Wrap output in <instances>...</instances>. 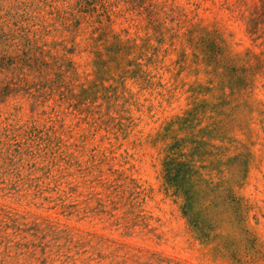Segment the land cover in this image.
Wrapping results in <instances>:
<instances>
[{
	"label": "rangeland",
	"instance_id": "rangeland-1",
	"mask_svg": "<svg viewBox=\"0 0 264 264\" xmlns=\"http://www.w3.org/2000/svg\"><path fill=\"white\" fill-rule=\"evenodd\" d=\"M0 264H264V0H0Z\"/></svg>",
	"mask_w": 264,
	"mask_h": 264
},
{
	"label": "trees",
	"instance_id": "trees-1",
	"mask_svg": "<svg viewBox=\"0 0 264 264\" xmlns=\"http://www.w3.org/2000/svg\"><path fill=\"white\" fill-rule=\"evenodd\" d=\"M170 173H171L170 171H169V172H167V175L169 176V175H170Z\"/></svg>",
	"mask_w": 264,
	"mask_h": 264
}]
</instances>
